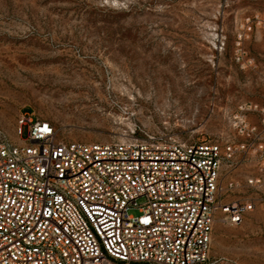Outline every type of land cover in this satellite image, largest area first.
<instances>
[{"label": "rangeland", "instance_id": "rangeland-1", "mask_svg": "<svg viewBox=\"0 0 264 264\" xmlns=\"http://www.w3.org/2000/svg\"><path fill=\"white\" fill-rule=\"evenodd\" d=\"M263 21L264 0H0V139L26 140V113L67 141L245 143L223 165L237 183L224 199L258 197L246 179L264 150ZM210 255L264 264V213L233 225L218 212Z\"/></svg>", "mask_w": 264, "mask_h": 264}, {"label": "built area", "instance_id": "built-area-1", "mask_svg": "<svg viewBox=\"0 0 264 264\" xmlns=\"http://www.w3.org/2000/svg\"><path fill=\"white\" fill-rule=\"evenodd\" d=\"M18 124L26 140L0 139V264H238L210 255L217 213L233 225L264 213V193L224 199L237 183H223V165L245 143L148 133L67 141L26 113ZM259 150L246 179L255 189L264 184Z\"/></svg>", "mask_w": 264, "mask_h": 264}]
</instances>
